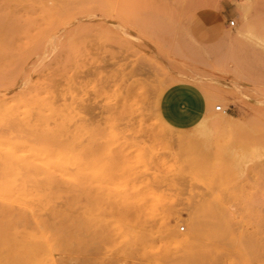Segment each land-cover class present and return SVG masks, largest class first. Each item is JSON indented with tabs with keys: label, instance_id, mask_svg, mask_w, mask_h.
<instances>
[{
	"label": "rangeland",
	"instance_id": "obj_1",
	"mask_svg": "<svg viewBox=\"0 0 264 264\" xmlns=\"http://www.w3.org/2000/svg\"><path fill=\"white\" fill-rule=\"evenodd\" d=\"M213 226L264 264V0H0V264H206Z\"/></svg>",
	"mask_w": 264,
	"mask_h": 264
},
{
	"label": "crops",
	"instance_id": "obj_2",
	"mask_svg": "<svg viewBox=\"0 0 264 264\" xmlns=\"http://www.w3.org/2000/svg\"><path fill=\"white\" fill-rule=\"evenodd\" d=\"M232 12L221 3L219 8H202L194 11L189 18L187 29L198 44L209 45L219 41L229 27Z\"/></svg>",
	"mask_w": 264,
	"mask_h": 264
},
{
	"label": "bare ground",
	"instance_id": "obj_3",
	"mask_svg": "<svg viewBox=\"0 0 264 264\" xmlns=\"http://www.w3.org/2000/svg\"><path fill=\"white\" fill-rule=\"evenodd\" d=\"M199 220H200L199 216L196 215L195 217H193V221H194L193 230H197L198 229ZM212 233H213V236L215 237L214 247L209 252V258H208L206 264H223L226 252H225V248L222 245L223 244L222 240L219 238L220 229L216 228V226H213ZM4 243H6V242H4V240H0V245H3ZM186 259H187L186 262L188 264H191V263H194V262H197V261H201V258H199L193 252L191 254H188Z\"/></svg>",
	"mask_w": 264,
	"mask_h": 264
},
{
	"label": "built area",
	"instance_id": "obj_4",
	"mask_svg": "<svg viewBox=\"0 0 264 264\" xmlns=\"http://www.w3.org/2000/svg\"><path fill=\"white\" fill-rule=\"evenodd\" d=\"M228 23H229V25L234 26V25H235V20H234V19H230V20L228 21ZM215 110H221V105L216 106V107H215ZM223 111L225 112L226 109H223ZM181 229H183V228H181Z\"/></svg>",
	"mask_w": 264,
	"mask_h": 264
}]
</instances>
